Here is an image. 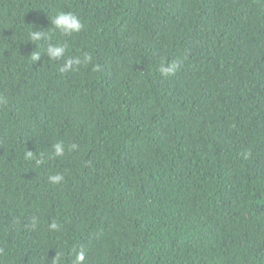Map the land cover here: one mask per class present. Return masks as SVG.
Here are the masks:
<instances>
[{"label":"trees","instance_id":"16d2710c","mask_svg":"<svg viewBox=\"0 0 264 264\" xmlns=\"http://www.w3.org/2000/svg\"><path fill=\"white\" fill-rule=\"evenodd\" d=\"M0 264H264V0H0Z\"/></svg>","mask_w":264,"mask_h":264}]
</instances>
